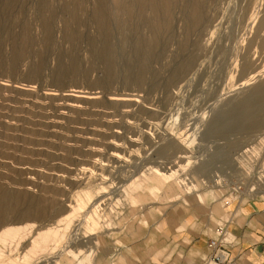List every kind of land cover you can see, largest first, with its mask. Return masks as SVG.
I'll list each match as a JSON object with an SVG mask.
<instances>
[{
    "label": "rangeland",
    "instance_id": "obj_1",
    "mask_svg": "<svg viewBox=\"0 0 264 264\" xmlns=\"http://www.w3.org/2000/svg\"><path fill=\"white\" fill-rule=\"evenodd\" d=\"M263 178L264 0H0V231H31L0 244V264L92 242L96 264L115 249L123 264H201L219 228L245 264L232 229L264 202L247 191ZM132 182H148L147 199L120 209ZM70 213L24 260L37 231ZM127 213L139 214L133 241L99 238ZM162 219L186 221V235L171 230L149 255Z\"/></svg>",
    "mask_w": 264,
    "mask_h": 264
},
{
    "label": "crops",
    "instance_id": "obj_2",
    "mask_svg": "<svg viewBox=\"0 0 264 264\" xmlns=\"http://www.w3.org/2000/svg\"><path fill=\"white\" fill-rule=\"evenodd\" d=\"M261 184L258 186V189H255L254 187H250L247 191L253 192L254 197H263L264 198V178L261 180ZM148 182H132L128 186H126L123 189V200L122 202L119 201L117 203V207L120 209L123 208H130L135 203H143L147 197L144 192L147 191V185ZM158 184V185H163ZM170 189V188H167ZM250 190V191H249ZM141 192L143 195H139L138 193ZM149 197L151 198H157L155 195V190L150 189L149 191ZM169 190L165 191L164 194L159 198L161 202H163L161 205L165 208V200L168 197ZM168 193V194H167ZM177 198H175L176 200ZM143 208V207H142ZM146 209V208H144ZM175 212V211H174ZM217 213V212H215ZM133 216L130 217V214L128 213L126 215H122L121 217H117V222L113 224L107 232H105L103 235H100L99 238H111V236L117 235L121 233L122 231H125L124 236L129 238L131 241L134 240V222H136L137 218L136 216H139L138 213L132 214ZM166 215L165 213L163 214ZM225 218V223L232 222V219L230 217L223 216ZM186 221L179 223L175 222L171 219H162L160 222H158V226L156 228H150L147 231V236L149 241H155L153 245H149L145 248V252L149 255L157 254L163 247L166 241H168L167 237L171 233V230L175 232L174 238H178L181 236L186 235ZM141 226H145L146 222L144 219L141 220ZM233 233L240 236L238 239V248L243 252L244 251V259L245 264H254L256 259L261 258V263L264 261V202H257V203H250L247 206H245L241 210V217L238 219V221L235 223V226L232 229ZM229 234V241L234 240V235L231 232H228ZM98 238V240H99ZM212 239V238H210ZM209 240V239H208ZM208 240L205 242V254L207 253L206 244ZM117 243L119 241L116 240ZM96 243V244H95ZM119 247V245H116ZM139 246V245H138ZM138 246H130L128 251L136 252V248ZM98 242H92L89 245L86 246H75L70 251L66 252L63 255H66L74 260V264H96L93 260V256L99 252ZM237 249V248H236ZM234 249L235 254H238V251ZM233 250H231V255L235 258ZM81 254L82 257H79ZM107 253H103L102 255H105ZM61 255L59 259L63 256ZM117 256L116 259L110 260L109 264H123L124 258L122 255H120L119 250L115 249L113 251V255L111 257ZM58 259V260H59ZM203 261V260H202ZM260 263V264H261ZM58 264V261H57ZM202 264V263H201Z\"/></svg>",
    "mask_w": 264,
    "mask_h": 264
},
{
    "label": "bare ground",
    "instance_id": "obj_3",
    "mask_svg": "<svg viewBox=\"0 0 264 264\" xmlns=\"http://www.w3.org/2000/svg\"><path fill=\"white\" fill-rule=\"evenodd\" d=\"M251 149L253 150V147ZM114 193H115V191H112V193H110V195L112 197H114V195H115ZM104 197H106V195H99L96 199L90 200L91 198L89 199V195L88 194H86V196H85V198H86L87 201H91V205H94L96 202H98L99 200H102ZM78 200H79V197L75 200V204H76L77 207H81L82 208V205L80 203H78ZM71 213H72V211H71ZM71 213L70 214H67V215H64L63 217L59 218L56 221V224L54 226L46 227L45 229H42V230L37 231L36 237L31 242V244H32V251L29 250L30 253H32V254H30L29 251L26 252L23 255V259L26 260L29 257H31L32 255L35 256V252H38V253H36L38 255H39V252L40 253H41V251L43 252V250H42V249H44L43 248V245H45L47 243V240L48 239H52V241L54 243L55 242V238L57 237V232H58L57 226L59 224H62L63 221H67L68 224L71 223V221H72V218H70L71 217ZM25 217H28L29 218L30 215L29 214L28 215H25ZM86 217H87V215H86ZM220 226H222V225H220ZM7 227L8 228H4V229H2L0 231V244L3 246V248H5V247L6 248H9L10 247V244L9 243H13L16 246L17 245V243H15V239L16 238H18V237L21 238L22 236H28L29 232H31L30 229L28 228L27 224H24V225L18 226V227H9V226H7ZM225 235L227 237L226 239L229 241V239H228L229 238L228 232H226ZM69 237H68V239H69ZM13 244H11V245H13ZM70 244H71V241H69V243H67L66 245L69 246ZM7 246H9V247H7ZM65 250H66V246H64L61 250H59L54 256H49V257L47 256V258H44V259L42 258L43 260H41L39 264H53V263H55L57 261V259L63 253H65ZM0 252L3 253V251H0Z\"/></svg>",
    "mask_w": 264,
    "mask_h": 264
},
{
    "label": "built area",
    "instance_id": "obj_4",
    "mask_svg": "<svg viewBox=\"0 0 264 264\" xmlns=\"http://www.w3.org/2000/svg\"><path fill=\"white\" fill-rule=\"evenodd\" d=\"M226 231L219 228L216 237L209 239L206 244L207 253L202 264H237L231 255L232 243L228 241Z\"/></svg>",
    "mask_w": 264,
    "mask_h": 264
}]
</instances>
